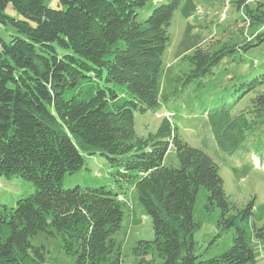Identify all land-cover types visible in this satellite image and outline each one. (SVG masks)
<instances>
[{"label": "trees", "instance_id": "16d2710c", "mask_svg": "<svg viewBox=\"0 0 264 264\" xmlns=\"http://www.w3.org/2000/svg\"><path fill=\"white\" fill-rule=\"evenodd\" d=\"M156 1L0 0V24L15 32L9 41L0 38V176L33 185L15 208L0 203V264H47L46 248L31 243L40 233L72 264H123L122 194L63 188L65 176L85 166L86 153L107 159L119 187H133L152 220L154 240L138 243L136 259L150 264L145 258L156 250L163 264H256L238 224L239 217L251 219L254 205L231 201L214 160L185 142L169 117L146 137L136 132L134 113L168 100L163 56L184 0H169L142 22L140 10ZM236 6L244 8L243 41L220 37L196 47L181 59L174 83L202 87L225 59L264 45V1ZM11 8L18 16L7 15ZM109 84L124 86L122 106ZM239 84L245 95L256 93L247 110L234 114L222 104L207 115L218 148L229 155L264 120V76ZM173 149L178 165L168 166L164 160ZM201 189L208 193L206 210L220 211L219 232L236 229L231 248L208 259L196 255L201 225L193 213ZM253 236L264 240V225Z\"/></svg>", "mask_w": 264, "mask_h": 264}, {"label": "rangeland", "instance_id": "374dc122", "mask_svg": "<svg viewBox=\"0 0 264 264\" xmlns=\"http://www.w3.org/2000/svg\"><path fill=\"white\" fill-rule=\"evenodd\" d=\"M169 0L150 2L140 10V20L144 22L151 13ZM240 0H184L175 12L169 28L171 37L170 46L163 56L161 79L168 100L161 98L159 108L145 113L135 112L136 132L141 137L157 131L161 120L173 113L170 118L180 132L181 137L190 146L207 153L219 166L220 175L224 182L226 194L231 201L240 208L253 203V216L247 221L239 217L238 224L246 231L251 248L255 255L256 264H264V240L253 236L254 229L264 225V120L258 122L249 132L247 142L239 148L234 155L222 152L212 135L208 124L207 115L211 110L222 104L233 107V113L239 114L247 110L256 96L255 92L245 95L246 88L239 84L240 81H251L264 76V45L252 48L241 54L225 59L215 68L214 74L203 79L204 85L192 83L183 88L181 84L174 83L172 78L183 70L181 59L193 52L196 47L204 46L216 38H233L242 42L239 27L245 21L244 8L238 9L236 2ZM254 4L258 0H244ZM264 1V0H260ZM55 3H50L53 6ZM10 17L18 16L12 8L7 10ZM8 28V27H7ZM0 24V38L9 41L15 33ZM254 32V31H252ZM250 35V32L248 31ZM242 58V59H241ZM235 77L236 81H231ZM107 86V85H106ZM119 95L117 105L122 106L128 99L124 86L118 87L109 84ZM156 113H161L163 118H157ZM85 166L72 175L64 178L65 190L81 188L105 187L109 191H118L126 203L123 229L120 238L123 241V264H144L134 256V248L140 241H153L154 230L152 220L139 204L136 191L133 187H119L115 169L107 159L96 153L83 154ZM164 163L168 166L178 165L174 149L169 151ZM33 191V185L23 179L0 176V203L8 208H15L18 200ZM208 193L201 189L194 206V221L201 225L195 233L196 255L201 259H208L222 255L228 251L235 235V228L220 233L218 221L219 209L206 210ZM34 246H44L47 250V264H72L71 259L62 251L59 244L46 238L40 233L31 238ZM146 261L150 264H163V259L158 252L153 250Z\"/></svg>", "mask_w": 264, "mask_h": 264}, {"label": "bare ground", "instance_id": "6f19581e", "mask_svg": "<svg viewBox=\"0 0 264 264\" xmlns=\"http://www.w3.org/2000/svg\"><path fill=\"white\" fill-rule=\"evenodd\" d=\"M174 115L173 114H169L168 116H165V117H169V118H171V117H173Z\"/></svg>", "mask_w": 264, "mask_h": 264}]
</instances>
